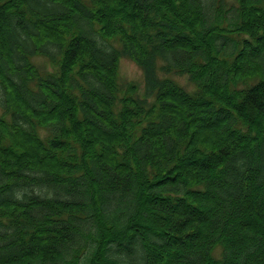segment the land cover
<instances>
[{
    "label": "trees",
    "instance_id": "trees-1",
    "mask_svg": "<svg viewBox=\"0 0 264 264\" xmlns=\"http://www.w3.org/2000/svg\"><path fill=\"white\" fill-rule=\"evenodd\" d=\"M0 264H264V0H0Z\"/></svg>",
    "mask_w": 264,
    "mask_h": 264
},
{
    "label": "rangeland",
    "instance_id": "rangeland-1",
    "mask_svg": "<svg viewBox=\"0 0 264 264\" xmlns=\"http://www.w3.org/2000/svg\"><path fill=\"white\" fill-rule=\"evenodd\" d=\"M230 2L237 3V0H230ZM36 63L43 71L55 70V65L46 57L36 56L33 58ZM120 80L123 83L132 82L138 84L139 92L142 93L144 90V75L142 69L131 59L122 58L120 60ZM181 84L187 86L189 89H193L195 85L189 80L188 75H172ZM216 254H220V248L216 249Z\"/></svg>",
    "mask_w": 264,
    "mask_h": 264
}]
</instances>
